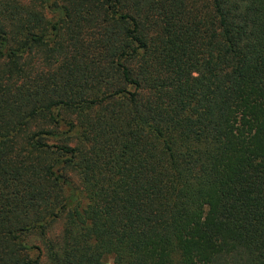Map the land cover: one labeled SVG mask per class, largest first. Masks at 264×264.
Segmentation results:
<instances>
[{
    "label": "trees",
    "instance_id": "1",
    "mask_svg": "<svg viewBox=\"0 0 264 264\" xmlns=\"http://www.w3.org/2000/svg\"><path fill=\"white\" fill-rule=\"evenodd\" d=\"M107 259L264 264V0H0V264Z\"/></svg>",
    "mask_w": 264,
    "mask_h": 264
},
{
    "label": "rangeland",
    "instance_id": "2",
    "mask_svg": "<svg viewBox=\"0 0 264 264\" xmlns=\"http://www.w3.org/2000/svg\"><path fill=\"white\" fill-rule=\"evenodd\" d=\"M62 221L61 220H58L54 223V225L52 226L51 228V234L52 235H55V234H58L60 233L61 229H62ZM106 264H111V260L110 259H107L106 260Z\"/></svg>",
    "mask_w": 264,
    "mask_h": 264
}]
</instances>
